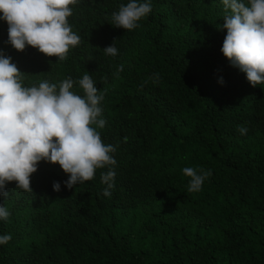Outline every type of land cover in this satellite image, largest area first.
Masks as SVG:
<instances>
[{"label":"trees","instance_id":"1","mask_svg":"<svg viewBox=\"0 0 264 264\" xmlns=\"http://www.w3.org/2000/svg\"><path fill=\"white\" fill-rule=\"evenodd\" d=\"M127 2L80 0L68 18L80 43L64 61L13 49L0 21V50L24 86L92 77L104 95L98 131L117 146L110 197L107 168L67 189L59 165L41 161L32 192L6 184L0 235L12 239L0 264H264V84L221 53V0H151L132 31L112 25ZM113 42L118 54L105 55ZM185 167L211 171L201 191L188 192Z\"/></svg>","mask_w":264,"mask_h":264},{"label":"clouds","instance_id":"2","mask_svg":"<svg viewBox=\"0 0 264 264\" xmlns=\"http://www.w3.org/2000/svg\"><path fill=\"white\" fill-rule=\"evenodd\" d=\"M80 0H0V21L7 24L6 43L17 51L26 46L48 57L64 61L71 48L80 43L69 24L73 7ZM226 15L223 56L231 67L245 74L252 87L264 84V0H221ZM152 11L151 0H128L112 14V25L132 31L139 21ZM107 56H116L114 42L103 49ZM121 69H118L119 72ZM24 76L11 57L0 50V196L7 197L8 182L16 188L32 192L30 178L39 162L58 164L67 174L65 188L91 181L98 169L103 196L110 197L115 186L117 146L105 144L98 129H103L102 102L104 95L97 89L89 74L78 81L67 77L57 83L44 80L38 86L23 85ZM158 75L155 82H158ZM222 83V80L220 81ZM77 85L83 92L73 91ZM248 129L241 126L245 135ZM188 192H199L211 176L210 170L185 167ZM53 191H60L61 183L53 182ZM10 213L0 205V221H7ZM12 239L0 235V245Z\"/></svg>","mask_w":264,"mask_h":264}]
</instances>
